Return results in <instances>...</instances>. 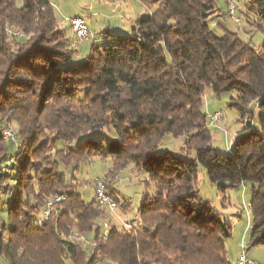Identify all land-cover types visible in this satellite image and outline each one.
<instances>
[{"label": "trees", "instance_id": "obj_1", "mask_svg": "<svg viewBox=\"0 0 264 264\" xmlns=\"http://www.w3.org/2000/svg\"><path fill=\"white\" fill-rule=\"evenodd\" d=\"M20 1L0 0L4 264H232L224 244L231 226L200 197L199 166L221 193L250 184L248 247L264 244L263 26L254 50L237 33L210 28L215 0H160L128 33L92 41L74 62L77 49L50 0ZM245 2L264 21V0ZM205 86L217 96L234 93L227 105L242 127L229 154L211 147ZM167 135L184 137L195 157L160 151ZM104 143L111 168L131 162L155 188L142 198L137 226L102 231L106 211L95 197L85 201L70 176L103 155Z\"/></svg>", "mask_w": 264, "mask_h": 264}, {"label": "rangeland", "instance_id": "obj_2", "mask_svg": "<svg viewBox=\"0 0 264 264\" xmlns=\"http://www.w3.org/2000/svg\"><path fill=\"white\" fill-rule=\"evenodd\" d=\"M159 1L153 0L155 3H152L151 0H50L58 25L67 27L65 29L68 30L71 42L75 46L79 44V50L73 58L74 62L85 59L93 42L91 38L89 41L79 42L72 30L68 28L69 24L65 21V17L81 16L89 25L93 36L100 39L95 44L103 45L109 42L108 37L104 38L103 36V34L106 35V32L101 33L104 27L107 26L106 29H109L108 23L112 27L118 26L122 29L129 27L127 19H125L126 16L133 13H137L138 16L151 13L157 8L156 4ZM244 2L245 0H235L234 18L238 19V22H235L234 18L228 15L226 3L222 0H215V10L210 15L208 24L216 34L221 35L224 31L235 32L249 47L259 50L263 34L258 28L264 27V21L259 20L255 6L250 5L249 2L244 4ZM17 4L20 5L21 1L17 0ZM129 30L130 28L125 30V33H128ZM233 95L234 93L224 92L217 96L209 87H204L202 110L208 118L207 128L211 134V147L218 154H229L227 152L229 147L233 150V140L236 139L242 127L238 113L227 105L229 98ZM216 111L223 114L222 120L210 124L208 114ZM104 133L107 134L105 131ZM96 136L100 138L101 134H96ZM159 150H168L187 158L195 157L191 145H185L182 136H165ZM102 151L103 155L80 164L79 168L70 176L80 184L79 192L88 202L94 198L95 178H102L108 185V191L116 203V208L113 212H106L108 218L100 222L102 231L103 227L104 230H107L111 225L137 226L136 212L142 198L145 194H153L155 188L148 181L147 175L138 170L131 162L121 170L111 168L112 159L105 153L106 143L103 144ZM196 186L200 197L208 201L222 219L231 226V236L224 240L228 261L232 262L235 259L243 245L248 249L249 258L264 264V244L248 247L250 227L247 228V226L251 223L250 184L230 187L221 193L218 191L217 185L208 180L205 169L199 166ZM0 264H4L2 260H0Z\"/></svg>", "mask_w": 264, "mask_h": 264}, {"label": "built area", "instance_id": "obj_3", "mask_svg": "<svg viewBox=\"0 0 264 264\" xmlns=\"http://www.w3.org/2000/svg\"><path fill=\"white\" fill-rule=\"evenodd\" d=\"M226 3L228 15L231 18H234L236 12L235 0H222ZM235 22H238V19L234 18ZM65 21L69 24L70 29H77L78 38L80 41H89L90 38L92 41H97L91 35V31L86 21L81 16H74L71 18L65 17ZM210 124L218 123L222 120L223 114L220 111H216L214 113L208 114ZM7 136L12 137V134L8 131L5 132ZM104 180L100 177L94 179V190H98L99 192V201H95L98 208H106V212H113L116 208V203L114 199H107V194L105 189H103ZM62 198L60 195H56L54 197V202L56 199ZM54 202H46L44 216H48L49 213L54 209ZM250 226H247V228ZM84 239V237H83ZM85 241V240H84ZM232 264H261L258 263L251 258H249L248 250L242 245L240 253L235 257L232 261Z\"/></svg>", "mask_w": 264, "mask_h": 264}, {"label": "crops", "instance_id": "obj_4", "mask_svg": "<svg viewBox=\"0 0 264 264\" xmlns=\"http://www.w3.org/2000/svg\"><path fill=\"white\" fill-rule=\"evenodd\" d=\"M51 3V2H50ZM146 14H148V13H146ZM146 14H144V15H146ZM139 17L138 15H137V13H133L132 15H130L129 14V16H126L125 17V19H127V22H128V26L129 27H126V28H124V29H122L121 27H118V26H111L109 23L107 24L108 26H109V29H106V27H104V30L103 31H101V33L102 32H106V35H104L103 34V36H104V38L105 37H109V34H116V33H119V32H125V30H127L128 28H130L131 27V24H132V22L137 18V17ZM88 25V24H87ZM89 26V25H88ZM61 28H67V27H63V26H60ZM68 28H70L69 26H68ZM121 30H124V31H121ZM91 35L93 36V34L91 33ZM93 38L95 39V40H97V41H95V43H97V42H99V38L98 37H95V36H93ZM74 45V44H73ZM75 46V45H74ZM76 49H77V51L79 50V44H76Z\"/></svg>", "mask_w": 264, "mask_h": 264}, {"label": "bare ground", "instance_id": "obj_5", "mask_svg": "<svg viewBox=\"0 0 264 264\" xmlns=\"http://www.w3.org/2000/svg\"><path fill=\"white\" fill-rule=\"evenodd\" d=\"M72 31L76 34V36H77V38H78V31H77V29H72ZM95 42V41H94ZM213 124H215V123H213ZM13 136H14V133H13ZM103 189H105V191H106V194H107V199H113L111 196H110V194H109V191L106 189V187H105V184H104V182H103ZM94 197H95V200L96 201H99V192H98V190H94ZM58 200H60V198H58V199H56V201H58ZM47 202H54V199H51V200H48ZM102 209H104V210H106V208H102ZM76 234V233H75ZM73 234L71 237L72 238H74L75 240H84L83 239V236H81V235H78V234ZM73 239V240H74ZM77 242V241H76Z\"/></svg>", "mask_w": 264, "mask_h": 264}]
</instances>
